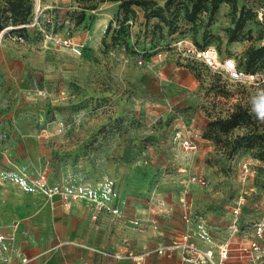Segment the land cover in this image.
Returning a JSON list of instances; mask_svg holds the SVG:
<instances>
[{
  "label": "rangeland",
  "instance_id": "rangeland-1",
  "mask_svg": "<svg viewBox=\"0 0 264 264\" xmlns=\"http://www.w3.org/2000/svg\"><path fill=\"white\" fill-rule=\"evenodd\" d=\"M21 1L25 12L30 0ZM100 1L42 0L47 8L37 23L18 30L13 23L29 14L13 20L10 3L0 0V120L52 124L57 181L63 167L69 186L94 188L108 184L109 169L116 171L107 215L144 219L160 230L143 243L129 240L147 251L139 264H194L179 251L170 259L154 250L178 238L185 213L193 237L198 225L210 234L228 223L232 232L236 226L235 235L251 238L264 221L263 75L257 83H233L176 48L190 40L216 45L263 74L264 50H253L264 47V0H112L121 5L118 13L135 9L126 18L118 14L112 39L111 31L97 29L114 14L99 19ZM230 36L243 47L231 49ZM157 49L166 56H155ZM259 105L258 118L253 113ZM237 106L251 118L226 131L211 124ZM113 131L117 139L109 152L103 140ZM178 133L195 134L197 148L185 150ZM172 188L180 197L169 196ZM126 207L125 217L114 213ZM219 247L212 249L214 261Z\"/></svg>",
  "mask_w": 264,
  "mask_h": 264
},
{
  "label": "crops",
  "instance_id": "crops-1",
  "mask_svg": "<svg viewBox=\"0 0 264 264\" xmlns=\"http://www.w3.org/2000/svg\"><path fill=\"white\" fill-rule=\"evenodd\" d=\"M117 6L112 0L100 1L96 8L99 19L106 16L108 20ZM106 25L107 21H104L97 29L101 27L104 31ZM229 47L236 50L243 45L236 40L230 42ZM166 54L167 51L163 57ZM52 128L47 122L0 120V234L5 235L0 237V264H129L132 259L117 260L112 254L126 244L135 253L142 252L129 240L143 243L160 230L155 231L144 219L137 223L133 219L118 220L114 214L107 215L106 207L111 202L110 183L116 176L113 169L104 174L109 178L108 184L98 182L93 184L94 188L90 185L69 186L63 167L59 172L60 179H54L51 172ZM100 139L103 136L98 137L99 142ZM115 139L117 133L113 131L103 140V144H108L109 152ZM108 160L113 158L109 156ZM131 171L128 168L126 176ZM43 172L45 187L38 184ZM127 183L129 190L131 186ZM167 193L173 198L179 196L173 188L172 196L170 191ZM124 209L114 213L125 217L129 208ZM227 224L210 234L206 225L196 226L194 240L197 246L215 250L227 241H232L231 247L237 245L242 236L232 235ZM234 253L230 251L225 264H249V260L237 258ZM3 257L7 260L3 261ZM22 258L26 260L22 261Z\"/></svg>",
  "mask_w": 264,
  "mask_h": 264
},
{
  "label": "built area",
  "instance_id": "built-area-1",
  "mask_svg": "<svg viewBox=\"0 0 264 264\" xmlns=\"http://www.w3.org/2000/svg\"><path fill=\"white\" fill-rule=\"evenodd\" d=\"M47 8L42 0H33L32 7V17L27 25H35L38 21L40 14ZM3 30H1L0 34ZM19 39H22L21 36H18ZM62 42L65 44L72 43L71 38H64ZM178 42V44H180ZM176 49L179 50L181 55L185 57L187 60H191L194 62H199L200 64H204V66L209 69L211 72L218 73L223 75L228 81L233 83H257L260 81L261 76L264 78L263 74L258 71L249 72L241 68L236 61V58L232 55H221L215 45H207V46H197L193 42H185L182 45L178 46ZM164 53V50L157 49L155 50V56L160 58ZM141 62V60H140ZM180 66L176 65L175 69H178ZM199 79H195V84H199ZM180 138V142L182 147L185 150H193L197 148V139L195 134L190 133L187 135H183V137L179 136V133L176 134L175 138ZM242 176L245 177L247 174V166L243 165ZM197 180L199 182L204 183V179L202 177H198ZM38 184L42 187L46 186L45 182V173H41L39 175ZM50 188H48V192ZM238 207H234L233 211L237 214L239 210ZM183 219L186 227L181 231L178 238L171 240L169 243L158 245L155 247V251L159 254L165 256H171L173 252L179 251L182 258L191 261L194 264L206 263L207 261L213 262V264H225V260L229 257L230 251L235 252L234 256L237 258H245L249 260V264H264L263 259L261 257L264 255V244H261V240H264V221L257 222L255 224L254 235L249 237L242 236L240 241H237V245H233L231 247L232 241H227L220 245L218 260L214 261L213 253L210 249H201L197 246L196 240L192 235L191 229L188 227L189 217L185 213L183 215ZM236 221V218H235ZM234 221V223H235ZM233 226L232 235L237 231L235 225ZM5 236L4 234H0V237ZM10 236V235H9ZM147 251H142L139 253H135L134 250L129 247L127 244L120 247L119 250L114 252L112 256L117 259L129 258L134 260L137 264L141 262V260L145 257ZM3 261H6L7 258L3 257ZM26 258H22V261H25Z\"/></svg>",
  "mask_w": 264,
  "mask_h": 264
},
{
  "label": "trees",
  "instance_id": "trees-1",
  "mask_svg": "<svg viewBox=\"0 0 264 264\" xmlns=\"http://www.w3.org/2000/svg\"><path fill=\"white\" fill-rule=\"evenodd\" d=\"M221 0H216L215 1V5L217 4V2H219ZM225 2H228V1H231V0H224ZM8 3H10L9 5V8L8 10L10 11V14L14 17L13 20L16 19L17 16H23V17H26L27 14H29V17L31 16L32 17V7H33V0H30V3L27 5V10L25 12L22 11V1L21 0H8ZM136 3H140V2H136ZM121 5L118 4V9ZM196 8H194L192 10V13L194 14L196 12ZM135 11L134 8H130V9H125V10H121L119 11L120 14H123L124 17L126 18L127 17V14L128 13H133ZM117 10L114 12L113 14V17L109 20L108 22V25H106L105 27V30H104V34H107L111 31L110 33V38L113 37V32L115 31L116 28H113L112 27V22H117L119 21V17H118V14ZM29 17L26 19V20H22L23 22H17V23H13L14 27L18 30L20 29H24L25 27V24L26 23H29L28 21L31 19H29ZM192 15L189 16V19H192ZM121 23V20L119 21V24ZM4 26H0V30H3ZM112 39V38H111ZM191 41V40H190ZM232 41H236L235 37L233 36H230L229 39H228V43L232 42ZM193 42L194 44H196L197 46H200V47H203V46H207V45H210V44H204V43H201V42H198V41H191ZM216 47V45H215ZM217 48V47H216ZM218 52L221 54V55H229V54H224V53H221L220 50L217 48ZM262 50H264V47L263 48H258L253 50V52H262ZM250 54H252V51L249 49L248 50ZM153 53V52H152ZM237 63H239V61L236 59ZM241 68H243L244 70L246 71H249V72H254L256 71V69H248L247 66L245 65H242L241 63L238 64ZM264 104V101L262 102ZM262 104V105H263ZM261 105L258 106V108L254 111L253 114H255L256 117H260V112H261ZM251 118V116H249L248 114H246V110L245 109H242L241 106H237V108L233 111H231L228 116L224 117V118H216V120H213L211 122V124H218V127H219V130H223V131H226L228 130L229 128L237 125L239 122L243 121V120H249ZM261 147L262 149L264 148V144H261ZM259 157L260 159L264 160V149L263 151H259Z\"/></svg>",
  "mask_w": 264,
  "mask_h": 264
}]
</instances>
